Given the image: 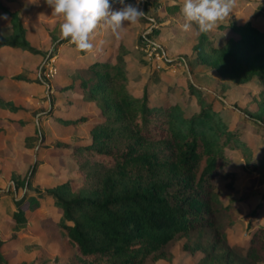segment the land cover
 I'll list each match as a JSON object with an SVG mask.
<instances>
[{
    "label": "trees",
    "instance_id": "16d2710c",
    "mask_svg": "<svg viewBox=\"0 0 264 264\" xmlns=\"http://www.w3.org/2000/svg\"><path fill=\"white\" fill-rule=\"evenodd\" d=\"M114 1L119 2L109 3ZM132 3L136 0H124L125 5ZM166 7L174 10L178 4ZM2 13L10 18L0 24V49L46 55V50L31 45L18 11L0 0ZM192 24L196 35L186 38L195 40L197 63L236 83L259 80L261 87L252 97L258 107L250 111L248 120L249 127L264 137V27L244 18L230 22L238 36L215 45L208 31ZM50 37L58 44L67 40ZM129 51L121 40L113 58L109 50L107 56L91 59L85 67L74 69L70 84L56 88L62 95L79 89L80 99L93 102L98 110L78 117L51 114L65 124L91 123L86 142L57 141L50 147L58 152L68 148L80 176L32 189L41 163L37 160L24 178L15 180L23 193L14 200L12 218L23 224L33 209L55 207L59 217L54 224L62 228L73 248L67 264H156L159 259L171 261L177 245L192 253L201 251L197 264L264 263V220L260 221L264 204L260 201L246 213L239 208L237 202H249L252 186L246 184L234 192L232 150L239 149L247 163L240 169L255 171L261 182L264 154L249 158L242 130L229 128L192 82L188 88L198 109L190 112L178 102H155L150 84L162 82L156 76L141 77L140 89L132 88ZM20 108L0 95V110ZM11 122L21 128L25 124L21 119ZM219 180H225L228 192L216 189ZM245 226L249 229L245 241L231 243L226 229Z\"/></svg>",
    "mask_w": 264,
    "mask_h": 264
},
{
    "label": "rangeland",
    "instance_id": "374dc122",
    "mask_svg": "<svg viewBox=\"0 0 264 264\" xmlns=\"http://www.w3.org/2000/svg\"><path fill=\"white\" fill-rule=\"evenodd\" d=\"M2 1L11 9L16 8L28 28L32 26L31 21L40 20L36 17H43L41 22L49 32L54 25H59L60 28L62 17L51 15L52 8L43 0ZM243 1L235 0L230 15L208 31L215 45L223 44L230 36H238L231 28L230 22L237 17ZM251 1L253 4L258 3L257 0ZM145 2H148L147 8ZM183 2L184 0H141L139 8L145 13L141 17L142 20L138 19L135 23L126 22L117 33L103 24L97 27L96 34L99 36L101 30H105L107 36L110 34L114 45L113 54L119 39L127 44L130 51L126 57L132 88L140 89L141 77L148 80L151 76H156L162 82L156 85L152 80L150 84L155 102H178L190 112L198 109V106L192 103V95L188 88L192 82L195 88L207 95L208 102H211L219 118L227 123L229 128L238 127L242 130L241 138L249 148L248 157L262 156L264 137L249 127L248 120L250 111L254 112L258 107L252 97L261 87L259 80L254 77L249 82L236 83L230 79H222L209 65L195 61L197 53L192 47L195 40L187 39L186 35L195 36L196 28L192 24L189 30L182 29L184 18L180 14V8ZM174 4H178L174 10L166 7ZM124 5L117 1L113 2L115 10ZM43 10L50 15L46 16ZM34 11L41 16L35 15ZM8 18L10 17L7 14H0V24H6ZM32 30L33 38L39 43L36 29ZM39 46L47 53L41 57L38 66L32 69L23 67L21 73L14 75L22 76L20 79H25L28 75H31V78L36 77L37 82L43 86L37 92H31L29 88L20 84L11 85V79L5 78L7 75L10 76L11 72L2 69L0 65L2 72L0 95L10 99L19 93L20 96L16 97L15 102L21 105L14 113L0 110V264H67L73 253L69 238L62 228L54 224L59 217L57 209L37 207L29 213V218L23 224H17L11 216L14 200L20 198L23 193L22 187H17L15 180L24 178L29 167L37 160L41 163L32 179V189L42 190L69 177L80 176L76 163L68 154V148H62L58 152L50 147L57 141L69 144L86 142L90 136L91 123L65 124L52 118L51 114L78 117L98 111L92 103L81 101L79 89L67 96H61L56 91L58 86L69 83L73 68L82 66L84 61L81 58L80 60L73 58L72 56H75L73 54L69 55V61H60L59 57L57 59L58 42H53L50 36L45 44ZM15 80L18 82L19 79ZM69 100L74 103L70 110L60 111L59 106ZM14 118L25 122L22 128L11 122ZM232 154L235 158L232 169L236 172L234 192L236 193L243 185L252 186L249 202H237L242 213H246L258 202L263 201L264 204V181L259 180L255 171L245 172L240 169L242 164L246 166L247 163L239 149L232 150ZM216 189L223 193L228 192L225 180H219ZM236 196L239 197L238 194ZM46 214H53L52 218H43ZM263 220L264 215L261 214L260 221ZM226 234L231 243L243 242L249 235V229L246 226L243 229L227 228ZM202 254L201 251L192 253L177 245L171 261L159 259L156 264H197Z\"/></svg>",
    "mask_w": 264,
    "mask_h": 264
},
{
    "label": "clouds",
    "instance_id": "9594fccd",
    "mask_svg": "<svg viewBox=\"0 0 264 264\" xmlns=\"http://www.w3.org/2000/svg\"><path fill=\"white\" fill-rule=\"evenodd\" d=\"M119 2L124 5V0ZM140 2L137 0L135 5L127 4L119 10H112L109 0H46L52 14L62 17L61 39H70L81 51L93 48L90 36L101 22L117 33L126 22L135 23L144 16L139 8ZM234 3L235 0H184L180 8L184 18L182 29L187 31L195 23L199 31L207 32L230 15Z\"/></svg>",
    "mask_w": 264,
    "mask_h": 264
},
{
    "label": "crops",
    "instance_id": "0c3cea01",
    "mask_svg": "<svg viewBox=\"0 0 264 264\" xmlns=\"http://www.w3.org/2000/svg\"><path fill=\"white\" fill-rule=\"evenodd\" d=\"M256 2H258V3L253 4V1H251V0H244L243 3H241V5H240L241 7L239 8L237 17L234 18V21H238V20L244 18V19L251 20L255 25H257L259 27H264V0H257ZM110 5H111V9L115 10V8H113V4H110ZM43 12H46V11L43 10ZM2 14L6 15L7 13H2ZM37 14L38 13H36L35 15H37ZM38 15H40V14H38ZM49 15L50 14L48 12H46V16H49ZM51 15H53L52 12H51ZM7 16H9V15L7 14ZM20 16H21V14H20ZM34 17H36V16H34ZM36 18H38V19L40 18V20H36L35 22L31 21L32 26H30L29 28L24 24L26 27V36H27L28 40L30 41L31 45H33L39 49H43L39 45L45 44V42L48 40L50 35H54V36L58 37L57 40L61 38L60 37V31H59L60 30L59 25L52 26L53 28H51L50 29L51 32H49V30H47V28L44 27L43 23L41 22V18H43V17H36ZM8 21H9V18H8L7 22ZM103 24L104 23L101 22L97 27H100ZM33 28L36 29V31H37L39 43H37L35 41V39L33 38V32H32ZM96 29L90 36V42L93 44V48L90 51L78 50L77 47L73 43H71L70 39H67L66 41L58 44L59 49H58V53L56 54V57H57V59L59 57L60 61H62V60L69 61V59H70L69 55L72 56V54L75 55V56H72L73 58L79 59V60L81 58V60L84 61V64L82 66L74 67L75 66L74 65L73 66L74 68L72 67L73 70L71 72V75H72L75 68L85 67L87 65L88 61H90L91 59L96 58L99 55L100 56H107L109 50H110L109 56H114V54L116 53V51L114 54L112 53L114 45H113L112 37H110V34L107 36V34H106L107 32L105 30H101L100 34L98 36L96 34ZM121 40L122 39H119L118 44L121 42ZM118 44H115L116 48H117ZM27 55H28V58H27ZM40 59H41V56L39 54L30 53L26 50H21L19 48L3 47L0 49V65H1L2 69H7V70H9V72H11L10 76L7 75V76H5V78L9 77L11 79V85L20 84L21 86H23L25 88H29V90L31 92L32 91L37 92L39 89H41L43 87L40 82H37L36 77L31 78V75H28L25 77V79H19L18 82H15L17 80H15L16 78H13V77L15 74L21 73L20 70L23 69V67H25L27 69H32V67H37ZM60 66H62V64ZM65 66H66V63H65ZM69 77H70V81L68 84H70L72 82L71 76H69ZM0 78H2V72H0ZM53 88H54V86H53ZM74 91H70L69 93H73ZM60 95L61 96H67V95H62L61 93H60ZM18 96H20L19 93L16 94L15 97L10 98V100H13L15 102L16 97H18ZM71 101L72 100H69L68 102H65L62 105H60L59 110L60 111H69L71 108V105H74L73 102L70 103ZM81 101L87 102V101H83V100H81ZM89 103L93 104V102H89ZM16 104L20 105V103H16ZM9 113H14V112H9ZM90 114H92V113H90ZM53 208H55V207H53ZM50 215L52 216L53 214H50ZM38 217H40V216H38ZM44 218H46V217H44Z\"/></svg>",
    "mask_w": 264,
    "mask_h": 264
}]
</instances>
